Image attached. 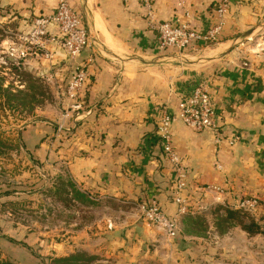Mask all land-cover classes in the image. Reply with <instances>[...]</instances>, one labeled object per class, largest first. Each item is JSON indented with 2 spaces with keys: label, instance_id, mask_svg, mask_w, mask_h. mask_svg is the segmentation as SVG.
Listing matches in <instances>:
<instances>
[{
  "label": "rangeland",
  "instance_id": "obj_1",
  "mask_svg": "<svg viewBox=\"0 0 264 264\" xmlns=\"http://www.w3.org/2000/svg\"><path fill=\"white\" fill-rule=\"evenodd\" d=\"M69 1L80 10L85 3ZM95 3L89 0L86 13L97 10ZM53 11L43 13L37 0H0V260L51 264L53 257L83 251L102 264H264V235H249L214 211L235 203H197L199 198L172 215L178 228L169 236L143 219L141 199L99 197L80 182L77 162L91 155L95 122L81 114L89 108L85 91L67 93L78 60L52 61L27 39L35 19ZM229 13L233 20L241 17V25L220 41L235 38L227 46H241L244 54L254 52L252 46L264 49V0H230ZM242 30L258 37L242 46ZM91 36V47L100 52L101 36ZM69 182L92 203L75 199ZM253 196L260 200L248 212L264 227V200Z\"/></svg>",
  "mask_w": 264,
  "mask_h": 264
},
{
  "label": "crops",
  "instance_id": "obj_2",
  "mask_svg": "<svg viewBox=\"0 0 264 264\" xmlns=\"http://www.w3.org/2000/svg\"><path fill=\"white\" fill-rule=\"evenodd\" d=\"M96 1L98 12L92 7L89 13V0L81 4L82 11L71 3L102 39L100 52L91 45L70 58L78 63L69 79L82 65L89 74V108L81 114L95 122L89 135L95 144L88 143L91 155L78 158L80 177L75 175L80 182L99 197L141 199V215V202L154 198L173 217L178 210L171 193L173 170L161 150L157 121L163 109L174 112L178 100L189 97L196 84L206 81L216 128L196 131L178 118L171 121L174 149L187 172L186 204H196L200 198L197 203L207 200L236 206L253 195L264 200V49L256 51L252 46L255 51L244 54L241 46H227L235 38H226L186 50L179 62L174 54L157 48L147 9L139 0ZM219 1L185 0L178 7L176 0H155L152 12L156 20L188 21L197 30H207L217 21ZM56 2L37 0V7L48 13ZM241 21L229 13L223 34ZM48 30L49 36L57 33L52 26ZM248 32H242L246 38L242 46L258 37ZM46 47L50 54L46 57L57 63L67 61L57 43ZM233 136L239 140L229 145Z\"/></svg>",
  "mask_w": 264,
  "mask_h": 264
},
{
  "label": "built area",
  "instance_id": "obj_3",
  "mask_svg": "<svg viewBox=\"0 0 264 264\" xmlns=\"http://www.w3.org/2000/svg\"><path fill=\"white\" fill-rule=\"evenodd\" d=\"M147 9L148 26L153 30L157 39V48L160 51L182 55L186 50L199 44L205 46L216 44L220 41L224 23L229 14L230 0H220L215 8L217 21L207 30H197L188 21L173 24L168 20H156L152 12L155 0H139ZM185 0H176L178 7H183ZM52 26L56 35L49 36L48 28ZM28 41L35 44L39 50L47 51V44L55 42L62 50L63 57L75 58L84 48L90 47L94 42L88 26L83 21L79 11L73 7L69 0H57L52 14L35 19L34 26L29 32ZM86 70L77 67L67 85L68 95L75 96L85 89ZM178 118L185 125L196 131L216 128V114L208 83L201 81L194 87L192 94L187 98L177 101L174 112L163 109L157 121V136L160 141L162 153L168 159L173 170L171 193L178 207L177 215L184 213L187 207L183 191L187 186V172L182 159L174 149L171 133V121ZM218 135L216 140H221ZM239 140L233 136L228 140L229 145H234ZM257 198H243L236 207L246 210L256 207ZM143 219L152 225L162 228L169 236H174L177 231L176 216L165 214L159 202L151 198L140 204Z\"/></svg>",
  "mask_w": 264,
  "mask_h": 264
},
{
  "label": "trees",
  "instance_id": "obj_4",
  "mask_svg": "<svg viewBox=\"0 0 264 264\" xmlns=\"http://www.w3.org/2000/svg\"><path fill=\"white\" fill-rule=\"evenodd\" d=\"M88 78H89V74L88 72H86L85 90H84L85 101L89 96L90 84L87 83ZM52 127L54 128V131L57 130L56 125H52ZM41 137L42 138L40 139H42L43 141V137L45 136H41ZM69 185L73 188L72 192L75 199L82 202L92 203V200L88 199L86 192L74 188L72 182H69ZM149 199L151 198H146L141 203ZM214 211L216 214L220 212L223 213L222 216H220L222 217V221L237 224L243 231H245L249 235H255V234L264 235V227L254 220V218L249 214L248 210L242 207H236V206L230 207L227 205L218 204L217 206H215ZM50 260H51V264H102L97 262L99 258L96 255H90L83 251L75 252L67 256L53 257ZM0 264H17V263L14 260L4 259V260H0Z\"/></svg>",
  "mask_w": 264,
  "mask_h": 264
},
{
  "label": "water",
  "instance_id": "obj_5",
  "mask_svg": "<svg viewBox=\"0 0 264 264\" xmlns=\"http://www.w3.org/2000/svg\"><path fill=\"white\" fill-rule=\"evenodd\" d=\"M91 32V31H90ZM94 41H95V38L93 37Z\"/></svg>",
  "mask_w": 264,
  "mask_h": 264
},
{
  "label": "bare ground",
  "instance_id": "obj_6",
  "mask_svg": "<svg viewBox=\"0 0 264 264\" xmlns=\"http://www.w3.org/2000/svg\"><path fill=\"white\" fill-rule=\"evenodd\" d=\"M91 32H92V30H91Z\"/></svg>",
  "mask_w": 264,
  "mask_h": 264
}]
</instances>
